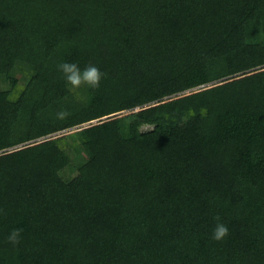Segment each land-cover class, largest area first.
Returning <instances> with one entry per match:
<instances>
[{
    "label": "trees",
    "instance_id": "trees-1",
    "mask_svg": "<svg viewBox=\"0 0 264 264\" xmlns=\"http://www.w3.org/2000/svg\"><path fill=\"white\" fill-rule=\"evenodd\" d=\"M0 82V264H264V0H0Z\"/></svg>",
    "mask_w": 264,
    "mask_h": 264
},
{
    "label": "clouds",
    "instance_id": "clouds-1",
    "mask_svg": "<svg viewBox=\"0 0 264 264\" xmlns=\"http://www.w3.org/2000/svg\"><path fill=\"white\" fill-rule=\"evenodd\" d=\"M58 71H60L65 79V82L70 86L72 90L80 89L82 86L91 88L93 90L100 87V81L104 76L95 65H87L81 69L75 62H61L57 65ZM69 115L66 110H59L56 112V118L59 120H65ZM0 214L6 215L4 210L0 208ZM216 224L212 231V239L216 241L223 240L229 234L228 226L222 222L221 217L216 215L214 217ZM21 228H14L7 235L6 241L12 245H18L21 240Z\"/></svg>",
    "mask_w": 264,
    "mask_h": 264
},
{
    "label": "rangeland",
    "instance_id": "rangeland-1",
    "mask_svg": "<svg viewBox=\"0 0 264 264\" xmlns=\"http://www.w3.org/2000/svg\"><path fill=\"white\" fill-rule=\"evenodd\" d=\"M17 76H18L20 84H23L28 77V75L25 72H19V73H17ZM3 84H4V86L6 85L5 83H3ZM3 84L0 82V88L3 87ZM146 128H148V127H146ZM66 176L68 179H71L74 176V173H68Z\"/></svg>",
    "mask_w": 264,
    "mask_h": 264
}]
</instances>
